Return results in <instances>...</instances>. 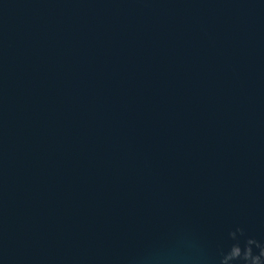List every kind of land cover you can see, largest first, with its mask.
Here are the masks:
<instances>
[{
    "label": "water",
    "instance_id": "water-1",
    "mask_svg": "<svg viewBox=\"0 0 264 264\" xmlns=\"http://www.w3.org/2000/svg\"><path fill=\"white\" fill-rule=\"evenodd\" d=\"M250 239L264 0H0V264H244Z\"/></svg>",
    "mask_w": 264,
    "mask_h": 264
},
{
    "label": "clouds",
    "instance_id": "clouds-1",
    "mask_svg": "<svg viewBox=\"0 0 264 264\" xmlns=\"http://www.w3.org/2000/svg\"><path fill=\"white\" fill-rule=\"evenodd\" d=\"M255 243L257 248H260L259 255H253L251 245ZM241 247L239 245H233L231 248L230 255H228L227 259L234 260H243L244 264H264V247H261L255 240H248L247 246L243 249V254L241 255Z\"/></svg>",
    "mask_w": 264,
    "mask_h": 264
}]
</instances>
